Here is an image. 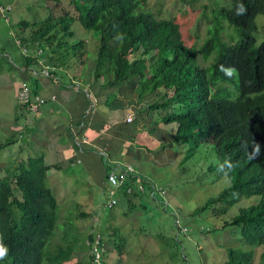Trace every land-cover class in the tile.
Wrapping results in <instances>:
<instances>
[{
    "label": "trees",
    "instance_id": "obj_1",
    "mask_svg": "<svg viewBox=\"0 0 264 264\" xmlns=\"http://www.w3.org/2000/svg\"><path fill=\"white\" fill-rule=\"evenodd\" d=\"M68 1L77 12L76 18L64 13L50 15L40 23L22 21L18 26L19 44L33 52L41 50L42 55L35 54L38 58L48 49V60L55 62L68 60L71 48L83 61L88 54L87 43L68 42L74 38L70 25L77 20L83 29L93 31L98 41L96 67L104 65L112 75L103 85L113 90L107 107L129 93L135 100L121 107L141 104L134 123L146 121L141 131L151 125L150 133L158 131V123L173 125L172 144L188 148L184 160L194 156L202 145L211 146L219 157L216 169L223 176L235 175L236 182L197 211L214 206V214L222 216L241 199L258 197L257 203L240 209L226 224L238 227L246 244L264 246V41L256 46L254 37V20L264 16V0H228L227 8L215 12L219 31L220 21H225L236 29L239 38L222 47L210 68L198 64V55L207 60L217 47L215 40H205L198 50L188 46L179 23L156 17L147 10L146 0ZM238 4L245 6L244 15L235 14ZM24 59L29 65L36 60L34 55ZM221 66L235 69V74L226 76ZM53 71L47 74L51 76ZM158 112L155 121L153 114ZM132 132L138 133L133 128ZM134 140L131 138L132 143ZM12 143L0 144V150ZM49 169L44 154L39 153L7 167L0 177V243L8 249L0 264H69L73 260V241L54 248L50 244L59 215L57 201L46 185ZM214 170L211 167L209 171ZM131 183H142L147 190L155 184L139 174L129 176L126 186ZM120 193L128 203L150 197L136 188L131 194L124 189ZM157 197L163 200L158 195L152 199ZM95 235L89 236L90 246ZM100 246H104L102 241ZM113 246L122 254L123 243ZM87 258L86 264H93L91 250ZM230 259L234 264H251L252 254L231 251Z\"/></svg>",
    "mask_w": 264,
    "mask_h": 264
},
{
    "label": "rangeland",
    "instance_id": "obj_2",
    "mask_svg": "<svg viewBox=\"0 0 264 264\" xmlns=\"http://www.w3.org/2000/svg\"><path fill=\"white\" fill-rule=\"evenodd\" d=\"M146 1L147 10L156 17L172 18L179 23L183 40L188 46L198 50L205 40H215L217 47L207 60L198 55V64L204 68L211 67L223 46L234 44L239 38L234 27L220 21L222 28L219 31L214 20L217 10L229 6L228 0ZM1 8L4 13L0 11V144L13 143L0 150V177L7 167L39 154L33 143L26 141L24 136L20 138L17 131L11 129L15 117L19 115L16 90L25 84L18 70L24 59L22 51L39 58L35 56L36 49L35 53L31 48H23L18 38L10 34V29L19 26L22 21L43 22L50 15L68 13L74 18L77 16L68 0H0ZM8 8L10 11H7ZM2 16L8 19L9 24ZM254 22L257 28L254 37L258 46L264 41V16H256ZM70 26L74 38L68 42L72 45L74 41L84 40L88 47L83 61L74 55L71 48L67 51L74 61V67L70 65L71 72L78 71L83 78L90 75L94 89H105L101 84L112 79V75L106 72V66L96 67L98 41L95 33L83 29L77 20ZM50 57L51 51L46 49L40 59ZM96 73L100 76L98 79L95 78ZM127 95L130 100H135L129 93ZM159 114H153L155 121ZM148 127L139 135L135 133L137 143L138 140L144 142L147 150L139 152L143 158L130 157L126 161L137 173L166 191L165 202L158 197H144L133 201L132 205L120 201L114 209L107 210L104 205L108 195L102 186L101 169H94L89 177L81 173L69 176L66 171L62 172L64 176H69L62 178L71 185L69 188L58 187L55 180L48 176L46 185L57 201L59 215L50 240L51 247L73 241L76 263L86 264L90 253L89 236L96 233L104 245V264H234L230 259L231 251L251 253V264H264V246L246 244L241 238L240 229L226 224L240 209L257 203L258 197L241 199L222 216L214 214L217 208L214 206L198 212L209 199L216 198L232 186L236 182L235 175H221L220 169H216L219 157L208 145H202L194 156L184 160L188 148L172 144L170 135L175 130L173 125L158 123V131L153 133H150L151 125ZM164 145L169 146L163 150ZM211 167L215 168L212 172L209 171ZM111 171L112 167L105 179ZM175 218L179 225L175 223ZM114 243H123L122 254L114 248Z\"/></svg>",
    "mask_w": 264,
    "mask_h": 264
},
{
    "label": "crops",
    "instance_id": "obj_3",
    "mask_svg": "<svg viewBox=\"0 0 264 264\" xmlns=\"http://www.w3.org/2000/svg\"><path fill=\"white\" fill-rule=\"evenodd\" d=\"M13 28L9 30L10 34L18 37L21 33L20 27ZM70 65L74 67L72 58L55 62L39 57L30 65L23 59L18 70L23 75L25 85L34 94L44 98L55 96L56 100L48 101L34 116L27 114L18 106L19 115L15 117L11 129L17 131L20 138L24 136L26 141L33 143L37 153L44 154V163L50 168L47 177L51 176L58 187L71 186L62 178L79 173L87 174L89 177L94 169H101L102 186L106 191L105 175L110 167L130 165L126 160L130 157L141 159L143 156H140L142 154L139 152L147 151L141 140H138L139 143L136 140L131 142V138H135L132 128L136 129L139 135L142 125L146 126L144 121L138 124L125 122L126 116L130 114L136 118L135 111L141 104L121 107V104L130 101L128 95L124 93L107 107L108 89L98 87L94 89L91 76L83 78L78 71L72 73ZM49 70H54L51 76L46 73ZM20 87L21 85L17 87L16 97ZM97 89L101 92L99 93ZM76 166L79 167L75 169ZM64 171L69 176H64L62 174ZM139 175L145 178L141 173ZM118 197V203L123 201L127 205H132L133 201L143 199L145 196L135 198L131 203L122 199L120 192ZM75 256L76 252L69 264H76Z\"/></svg>",
    "mask_w": 264,
    "mask_h": 264
},
{
    "label": "built area",
    "instance_id": "obj_4",
    "mask_svg": "<svg viewBox=\"0 0 264 264\" xmlns=\"http://www.w3.org/2000/svg\"><path fill=\"white\" fill-rule=\"evenodd\" d=\"M1 13H4V10L0 9ZM10 11V8L7 9ZM5 22L8 23V19L4 16L3 17ZM23 57L29 56L25 50L22 51ZM41 50L37 51V55H41ZM47 73V72H46ZM55 96H50L49 98H44L38 94L32 93L31 89L23 84L21 85L18 93H17V103L20 108L26 111L27 114L34 116L39 112V109L44 106L48 101H55ZM134 120L133 115H128L125 118L126 123H131ZM135 169L130 165H119L112 168V171L108 174L106 179V192L108 195V199L105 202V209L112 210L118 204L119 192L124 189L126 194H131L133 189L136 188L140 193L148 192L151 198L154 195L160 196L163 201L165 202V194L166 191L155 185L152 184L149 186V190L142 183L133 184L131 183L130 186H126V181H128L130 175H135ZM175 223L179 225V221L175 220ZM179 227V226H178ZM101 238L99 235H96L94 241L90 246L91 254L93 256V264H103L102 263V255L105 252V249L100 246Z\"/></svg>",
    "mask_w": 264,
    "mask_h": 264
},
{
    "label": "clouds",
    "instance_id": "obj_5",
    "mask_svg": "<svg viewBox=\"0 0 264 264\" xmlns=\"http://www.w3.org/2000/svg\"><path fill=\"white\" fill-rule=\"evenodd\" d=\"M246 8L243 4H238L236 7V15L241 16L246 13ZM221 70L224 71L225 75L228 77H232L235 74V69H224L223 66H221ZM8 249L7 247L3 244L0 243V259H4L7 256Z\"/></svg>",
    "mask_w": 264,
    "mask_h": 264
}]
</instances>
